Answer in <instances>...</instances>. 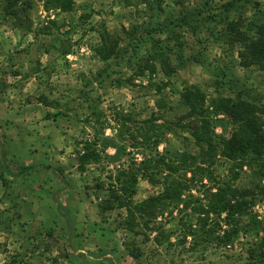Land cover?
<instances>
[{
    "label": "rangeland",
    "instance_id": "1",
    "mask_svg": "<svg viewBox=\"0 0 264 264\" xmlns=\"http://www.w3.org/2000/svg\"><path fill=\"white\" fill-rule=\"evenodd\" d=\"M229 1L0 0V264H264V201L231 242L225 215L196 209L216 187L264 189L247 166L218 158L212 178L181 177L180 202L136 209L168 175L150 159L196 152L185 89L223 137L212 101L264 103V70L240 66L237 37L264 24V0L226 14Z\"/></svg>",
    "mask_w": 264,
    "mask_h": 264
},
{
    "label": "trees",
    "instance_id": "2",
    "mask_svg": "<svg viewBox=\"0 0 264 264\" xmlns=\"http://www.w3.org/2000/svg\"><path fill=\"white\" fill-rule=\"evenodd\" d=\"M237 1L240 0H231L223 5L226 14L234 10ZM50 2L62 11L70 10L72 5V0H50ZM240 24V21L229 22L228 26L231 29H238ZM237 37L242 47V51L238 54L240 66L243 68L255 66L258 70H264V24L256 27L254 36L249 37L239 31ZM154 42L159 43L158 40ZM180 100L189 109L184 118L198 120L196 124L192 123L188 126L193 132L191 136L196 152L181 153L178 160L169 159V161L157 156L158 158L150 159L151 161L146 163V171L152 169L159 172V167H163L168 175L161 183V193L136 205L139 211H148L162 202L169 204L180 202L184 190L189 186L181 182V177L189 173L191 176L204 174L207 179L212 178L211 167L218 158L238 167L247 166L254 170L260 181H264V103L245 98L241 91L233 98L212 101L211 106L216 114L223 115L231 126L230 134L223 137L214 133L211 119L206 116L208 110L204 109L205 95L201 91L195 88L185 89L180 94ZM142 138L150 139L147 136ZM178 172L179 175H175ZM140 176L149 180L145 172H142ZM128 178L126 184H123V191L128 192V197H131L135 193L133 186L137 178L135 175ZM255 189H239L229 185L216 187L214 192L209 191L206 195L205 204H198L196 209L200 216L225 215V226L228 229L223 231V235L225 242H231L239 233L235 223L236 218L243 217L254 206L256 200L264 201L262 186L256 185ZM105 209L111 210V207L108 206ZM251 218L252 225L259 222ZM261 241L264 249V228Z\"/></svg>",
    "mask_w": 264,
    "mask_h": 264
}]
</instances>
